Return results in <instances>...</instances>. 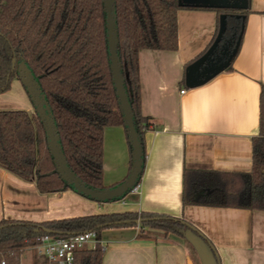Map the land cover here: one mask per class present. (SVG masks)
Segmentation results:
<instances>
[{
	"label": "crops",
	"instance_id": "0c3cea01",
	"mask_svg": "<svg viewBox=\"0 0 264 264\" xmlns=\"http://www.w3.org/2000/svg\"><path fill=\"white\" fill-rule=\"evenodd\" d=\"M190 1L178 11V50L140 52L142 112L150 117L140 193L132 200L109 202L71 189L41 194L34 180L0 167V221L41 222L129 211L165 214L190 222L208 242L189 229L179 235L141 231L140 225L107 228L101 232L106 244L103 264H264V210L183 204L186 172L252 169L253 139L264 134V0H250L231 65L197 87L186 85V68L215 39L219 16ZM13 86L14 95L0 94V106L22 104L33 112L22 84L15 81ZM131 158L126 128L106 127V187L127 178ZM205 192L199 189L196 199ZM31 250L34 261L38 256ZM22 256L21 264L33 262L24 263Z\"/></svg>",
	"mask_w": 264,
	"mask_h": 264
},
{
	"label": "trees",
	"instance_id": "16d2710c",
	"mask_svg": "<svg viewBox=\"0 0 264 264\" xmlns=\"http://www.w3.org/2000/svg\"><path fill=\"white\" fill-rule=\"evenodd\" d=\"M184 7L179 0H115L117 53L134 125L142 140L143 169L144 134L150 128V117L142 112L140 52L178 50V11ZM203 9L214 10L218 16L229 12ZM241 12L244 16L240 19L228 14L230 29L244 25L247 11ZM106 17L103 0H0V93L9 90L12 79L18 76L14 71L8 80L14 58L17 65L25 64L32 71L54 119L68 167L91 189L107 188L103 183L105 128H127L112 76ZM260 98L263 105L264 86ZM33 105L31 113L0 109V167L23 180H34L41 194L68 189L79 193L58 173L44 121ZM201 188L206 192L196 199ZM127 193L104 202L119 201ZM194 203L264 210V134L253 139L250 172H186L183 204ZM138 218L146 219L141 231L156 229L164 234L184 235L192 225L182 218L134 211L41 222L2 219L0 264H21L24 251L35 246L40 235L48 234L45 230L53 231L52 236L96 230L101 237L107 228L137 226L124 221ZM103 255L104 249L97 244L77 252L74 264H103Z\"/></svg>",
	"mask_w": 264,
	"mask_h": 264
},
{
	"label": "water",
	"instance_id": "95a60500",
	"mask_svg": "<svg viewBox=\"0 0 264 264\" xmlns=\"http://www.w3.org/2000/svg\"><path fill=\"white\" fill-rule=\"evenodd\" d=\"M186 0H179L181 6H186ZM194 1V2H193ZM196 1V2H195ZM104 8L107 13L106 27L108 32L109 41V57L111 60V70L114 80V85L118 99L120 101V109L123 113V119L127 126L128 139L132 146L131 150V168L127 178L115 187H107L104 189H91L86 186L68 167L61 145L58 141V134L54 128V119L48 113V104L45 97L41 94V88L39 83L35 80L32 71L25 64H16V59H13V64L10 73L8 74V80L14 71H17L23 86L26 87L27 93L31 97L36 106V112L44 121V127L48 136L49 150L54 158L56 169L63 179L67 180L69 184L73 185L79 193H83L85 196L90 197L96 201L104 202L106 200H112L123 196L126 192H129L136 184L143 170V145L139 133L136 131L134 125L133 111L130 103L127 99V94L123 85L124 75L121 71L122 64L119 60L117 53L118 48V35L116 26V10L115 0H103ZM189 5L205 8H217V9H233L238 11L247 10L249 7L248 0H191ZM241 14H237L239 18ZM228 30V14L223 12L219 15V29L217 35L210 45L208 50L200 56L198 59L191 62L185 72L186 85L188 87H197L212 79L221 71L227 69L236 55L240 41L242 38L243 27L238 34L235 45L230 50L226 42L223 43V54L225 57H218L215 59V51L220 47L221 42ZM236 34L234 33L233 36ZM157 219V218H155ZM173 219V218H172ZM146 219L138 218L133 221H124V223H135L141 225ZM196 232L194 226H190V229ZM188 231V230H187ZM46 233H54L51 230H45ZM197 233V232H196ZM204 240H206L202 234L197 233ZM207 241V240H206ZM208 242V241H207ZM212 250L213 246L209 243Z\"/></svg>",
	"mask_w": 264,
	"mask_h": 264
},
{
	"label": "built area",
	"instance_id": "2783aa9c",
	"mask_svg": "<svg viewBox=\"0 0 264 264\" xmlns=\"http://www.w3.org/2000/svg\"><path fill=\"white\" fill-rule=\"evenodd\" d=\"M140 190L141 182L135 184L129 192L139 194ZM97 244L103 249L106 247L96 230H86L69 236L42 234L32 248L38 256L37 264H74L77 252L94 248ZM1 263L5 264V261Z\"/></svg>",
	"mask_w": 264,
	"mask_h": 264
},
{
	"label": "rangeland",
	"instance_id": "374dc122",
	"mask_svg": "<svg viewBox=\"0 0 264 264\" xmlns=\"http://www.w3.org/2000/svg\"><path fill=\"white\" fill-rule=\"evenodd\" d=\"M15 81H18L20 84H22V82H21V80H20V78L18 77V76H15L13 79H12V82H11V86H10V89L9 90H7V91H5V92H2V93H0V94H5V96H10L13 92H14V82ZM22 86H23V84H22ZM24 87V86H23ZM25 89V88H24ZM25 91H26V96H27V98H28V100H29V104L31 105V107H33V111H35V107H34V105H33V102H32V99H31V97L29 96V94L27 93V90L25 89ZM13 95H14V93H13ZM22 104H20V105H18V106H11V105H6V104H2L1 106H0V109H25V108H23V106H21ZM25 110H27V109H25ZM29 113H31V110H27ZM129 140V139H128ZM131 144H130V142H129V146H130ZM130 150H132V148H130ZM104 183V182H103ZM105 185V184H104ZM118 185V184H117ZM117 185H115V186H117ZM115 186H113V187H115ZM136 195H134V194H132V193H130V192H128L127 194H126V196L125 197H123V199H125V200H132L134 197H135ZM122 200V199H121ZM32 252H33V250H31V248H29V249H26L25 251H24V254H23V256H22V261L24 262V263H30L31 261H33V257H32Z\"/></svg>",
	"mask_w": 264,
	"mask_h": 264
},
{
	"label": "flooded vegetation",
	"instance_id": "af4514ba",
	"mask_svg": "<svg viewBox=\"0 0 264 264\" xmlns=\"http://www.w3.org/2000/svg\"><path fill=\"white\" fill-rule=\"evenodd\" d=\"M223 10L229 11L228 14L233 16L236 19H240L244 16V14L238 10H233V9H223ZM237 14H241V16L238 18ZM240 30L241 29H239L236 26L231 28V29L228 27V30H227L226 35L224 36V38L221 42L220 47L215 51V54H214L215 59H217L218 57H225L226 58V55L223 54V48H222L223 43L226 42V45L229 46V48L231 50L233 48V46L235 45V42H236V39L238 37ZM234 33L236 34L235 36H233Z\"/></svg>",
	"mask_w": 264,
	"mask_h": 264
}]
</instances>
